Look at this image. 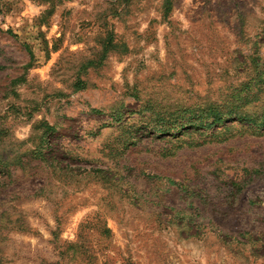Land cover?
<instances>
[{"label":"rangeland","instance_id":"obj_1","mask_svg":"<svg viewBox=\"0 0 264 264\" xmlns=\"http://www.w3.org/2000/svg\"><path fill=\"white\" fill-rule=\"evenodd\" d=\"M56 261L264 264V0H0V264Z\"/></svg>","mask_w":264,"mask_h":264},{"label":"trees","instance_id":"obj_2","mask_svg":"<svg viewBox=\"0 0 264 264\" xmlns=\"http://www.w3.org/2000/svg\"><path fill=\"white\" fill-rule=\"evenodd\" d=\"M213 116H214V121H212V123H210L211 125L214 124V123H218L221 120V117H220L219 113L214 112L213 113ZM238 118L241 119V120H249V121H252V119H250L248 117H245L244 115L243 116L240 115ZM72 248L75 249L74 246H72ZM55 264H62V263L60 261L59 262L56 261Z\"/></svg>","mask_w":264,"mask_h":264}]
</instances>
